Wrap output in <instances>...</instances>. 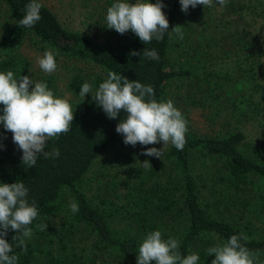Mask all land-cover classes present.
I'll return each instance as SVG.
<instances>
[{
	"label": "trees",
	"instance_id": "16d2710c",
	"mask_svg": "<svg viewBox=\"0 0 264 264\" xmlns=\"http://www.w3.org/2000/svg\"><path fill=\"white\" fill-rule=\"evenodd\" d=\"M38 2L42 5V19L32 28H26L19 25V20L24 17L30 0H0V21H3L0 22V71H13L16 78L31 76L32 62L23 53L28 42L38 53L51 50L57 60L67 58L99 67L105 74L99 84L111 71L130 81L151 85L158 102L169 99L174 102L187 121L188 132L183 150L169 144L160 159L145 158L152 168L135 164L128 170L127 159L139 154L133 152L136 146L125 145L123 136L115 131L127 114L121 111L117 119L107 118L92 98L99 84L92 94L82 98L79 93L85 80L75 77L70 86L76 98L71 130L49 140L45 148L48 152L58 148L59 157L45 159L39 155L34 168L23 165L20 155L0 158V184L23 182L29 189V203L34 202L39 212L30 225L32 236L24 238L23 246L12 241L15 233L9 231L5 237L13 244L11 254L18 255V264H136L140 244L148 233L157 230L163 239L171 237L179 242L182 256L197 254L198 264H211L215 258L208 256L209 247L227 241L232 235L243 234L248 240L241 243L254 253L255 264H264V237H255L238 218L239 213L245 212L258 220L264 218V144H246V135L238 125L224 129L221 125L222 129L215 133L193 130L189 105L192 92L200 91L198 84L194 83L195 91L189 89L183 97L168 96L173 79L194 75L190 69L176 71L170 67V52L177 38L171 28L183 25L179 0H161L166 5L162 11L169 21L170 35L166 33L160 42L153 39L147 45L131 31L121 43H98L82 32L67 28L50 7ZM227 4L235 10L248 5L252 10L256 8L255 16L264 22V0H231ZM241 23H244L242 16L237 21L238 25ZM233 35L236 52L247 51V60L258 65L259 74L256 75L254 68H242V81L237 87L243 96L239 100L230 98L229 102L234 111L245 108L247 111L245 95L250 89L260 94L258 108L264 111V47L252 53L251 46L237 37V29L229 34ZM145 47L155 49L159 59L130 55L132 51L142 55ZM196 51L198 56L199 48ZM201 81L209 88L206 100L218 105L222 98L215 90L225 87L207 79ZM2 108L0 105V115ZM142 147L160 149L163 145ZM115 151L120 154L118 160L128 176L117 175L106 182L109 173L105 171L96 179L99 183L93 191L87 182L94 164ZM194 158L203 165L209 184L195 176ZM115 163H118L116 159ZM72 202L79 206L75 214L69 207ZM221 208L230 215H225ZM37 225H47V229L41 231Z\"/></svg>",
	"mask_w": 264,
	"mask_h": 264
},
{
	"label": "clouds",
	"instance_id": "9594fccd",
	"mask_svg": "<svg viewBox=\"0 0 264 264\" xmlns=\"http://www.w3.org/2000/svg\"><path fill=\"white\" fill-rule=\"evenodd\" d=\"M181 11L188 13L189 8L198 5L212 7L213 0H179ZM220 6H226L227 0H215ZM41 3L30 0L25 7V15L19 25L32 28L42 17ZM166 5L161 0L150 3L149 0H116L107 9V28L124 35L131 31L144 45L153 39L160 42L169 32V21L162 11ZM183 26H174L171 32L183 39ZM131 56H140L149 60H158L155 49L145 47L143 53L132 51ZM40 69L46 74H53L57 69L55 55L51 50L45 51L37 59ZM92 91L91 85L84 83L80 96L85 98ZM94 102L102 108L107 118L115 120L121 111L126 113L116 126L115 131L123 136V143L135 147L162 144L163 147L147 148L141 155L160 159L163 149L169 144L177 150H183L188 132L187 121L174 102H158L151 85L139 81H130L115 72H109L107 79L99 84L92 95ZM0 105H3L0 124L7 132L12 133V141L22 151V164L34 168L37 157L45 159L58 158L60 150L45 151L49 140L67 134L74 121V112L69 101L58 98L45 82H35L29 76L16 78L13 71H0ZM3 145H0L2 148ZM142 166L152 168L145 160ZM29 189L23 182L0 184V264H18V255L13 253V244L7 242L9 231L15 233L12 241L23 246L24 238L32 236L30 225L39 216L36 204L29 203ZM73 214L79 211L78 203L72 202ZM44 231L47 225H37ZM241 240L248 237L232 235L227 241L216 243L207 249L208 256H214L211 264H255V255ZM179 242L175 238H162L159 230L146 235L139 246L136 264H198L200 257L193 253L182 256L178 251Z\"/></svg>",
	"mask_w": 264,
	"mask_h": 264
},
{
	"label": "rangeland",
	"instance_id": "374dc122",
	"mask_svg": "<svg viewBox=\"0 0 264 264\" xmlns=\"http://www.w3.org/2000/svg\"><path fill=\"white\" fill-rule=\"evenodd\" d=\"M40 1L50 7L67 28L82 32L98 43L110 42L118 44L129 37L130 31L121 35L115 30L107 28L106 14L108 7L114 3L112 0ZM130 2L134 3L135 0H130ZM256 11V8L252 10L249 5L241 10H235L230 8L228 4L220 6L213 0L212 7L198 5L194 9L190 7L187 14L183 12L181 17L183 39H179L177 36L173 42L174 47H172L170 52V67L176 71L190 69L194 72V75L191 78L173 79L167 91L168 96L171 98L176 96L183 97L188 93L189 89L195 91L194 83L198 84L200 93L192 92V102L189 101L191 102V105H189V121L193 130L199 131V133H215L222 129L221 125L223 129L238 125V128L246 135V144L262 146L264 144V111L258 108L262 100L260 94L250 89L247 91L245 95L247 97L245 103L247 111L246 108L234 111L232 103L229 102L230 98L239 100L240 96H243L237 87L242 81V68L247 70L254 68V70L256 69V75L259 74L258 65L254 64L253 61L247 60V51L239 50V52H236V43L232 41L235 34L229 36L231 32H235L237 29V37L243 39L242 42H246L251 46V52H259L260 48L264 47V22L255 16L254 13ZM194 13L196 15L192 16ZM240 16L243 17L244 23L238 25L237 21ZM184 18H188V20L184 21ZM189 20L191 21L188 22ZM229 45H233V48H228ZM198 48L199 54L197 56L196 50ZM34 50L28 42L23 48L24 55L30 59L33 65L29 78L35 82L47 83L49 89L54 92L56 97L67 99L71 106L76 101L75 95L70 88L71 82L75 77L81 76L85 83L91 85L92 91L86 96L96 90L100 78H105V74L100 68L93 64H84L67 58L57 60L56 56V71L51 75L46 74L37 63V59L42 57L43 53H38ZM250 75L251 73L249 72L248 76ZM205 79L225 87L215 90L222 98L218 104L222 105L221 107L212 100H206L209 95V88L204 86L201 81ZM234 114L235 117L232 116ZM0 145H3L0 148V158H5L10 154L22 156V151L12 141V133L5 131L2 124H0ZM147 148L136 145L133 152H137L139 156L135 157L132 153L133 157L127 159L126 168L128 170L129 167L135 164L142 165L145 158L149 159L148 156L145 157L140 154L146 151ZM116 152H114L115 154L102 156L94 164L87 182L93 191L99 183L96 179L105 174V171H107V174L109 173L108 178H105L106 182L109 181L108 179H116L117 175L128 176V171L124 166H121L122 163L118 160L120 154ZM262 152L264 153V149H262ZM115 159L118 163H115ZM213 171L212 169L210 173L212 174ZM193 172L195 176L209 184V180L203 171V165L196 158L193 159ZM223 188L224 186H221V189ZM250 188L252 189L253 187ZM262 189H264V185ZM212 210H215L214 206ZM221 210L225 215H230L224 208H221ZM238 218L244 228L253 231L255 237H264L263 217L258 220L249 212H245L243 215L239 213Z\"/></svg>",
	"mask_w": 264,
	"mask_h": 264
}]
</instances>
